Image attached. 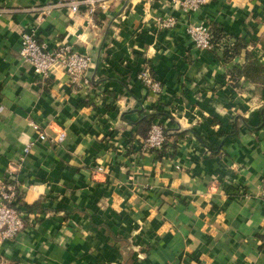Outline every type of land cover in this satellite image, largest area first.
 Segmentation results:
<instances>
[{
	"label": "crops",
	"instance_id": "1",
	"mask_svg": "<svg viewBox=\"0 0 264 264\" xmlns=\"http://www.w3.org/2000/svg\"><path fill=\"white\" fill-rule=\"evenodd\" d=\"M57 2L0 0V183L18 166L20 185L45 186L22 189L25 229L0 264H264V75L234 73L247 52L264 67V0H210L189 17L167 0H97L36 20ZM170 13L173 28L152 19ZM200 18L243 42L232 61L193 47L185 23ZM31 29L90 55V87L34 74L17 54ZM145 62L159 94L136 77ZM155 121L163 148L139 151Z\"/></svg>",
	"mask_w": 264,
	"mask_h": 264
},
{
	"label": "built area",
	"instance_id": "2",
	"mask_svg": "<svg viewBox=\"0 0 264 264\" xmlns=\"http://www.w3.org/2000/svg\"><path fill=\"white\" fill-rule=\"evenodd\" d=\"M97 0H59L53 6H44L37 12L36 20L39 21L46 15L51 8L59 6L64 8L68 14H76L82 7H85L89 13L94 11ZM210 0H167L174 12L182 13L185 16H192L200 12ZM155 23L164 29L175 27L178 22V16L174 13L168 15H154L152 18ZM211 22L204 18L198 21H189L185 23V32L193 43L196 50H212L216 46L222 47L224 43L214 44L210 35ZM17 54L21 61L29 66L33 73L40 78H47L54 72H61L68 78L71 86L90 87L91 78L89 70L93 66L92 57L86 53L77 51L71 43L60 42L49 47L46 42L39 41L34 29L23 31L21 33L20 44ZM137 79L152 93L161 92V83L153 77L150 65L145 62L142 64ZM31 127L36 132L37 141H45L47 136L40 130L39 125L30 122ZM64 131L58 132L50 140L56 144L65 139ZM166 141V131L164 125L155 121L152 122L147 135L139 142V151H150L159 153ZM35 141L26 144L25 153H29ZM22 160V157L20 158ZM8 169V176L0 183V246L18 237L25 229V209L22 206V189L33 190L38 194L45 193L43 184L35 185L33 183L20 185L15 173L17 169ZM96 171H102L101 166H97ZM261 198L264 201V182L261 188Z\"/></svg>",
	"mask_w": 264,
	"mask_h": 264
},
{
	"label": "trees",
	"instance_id": "3",
	"mask_svg": "<svg viewBox=\"0 0 264 264\" xmlns=\"http://www.w3.org/2000/svg\"><path fill=\"white\" fill-rule=\"evenodd\" d=\"M210 35H211V40L214 44H220L224 43V58L227 61H232L235 55L239 54L240 49L243 47V42L240 39H235L232 42H229L228 44L226 43L227 40V35L222 32L220 29H216L213 24H211L210 27ZM236 72L235 76H245V77H252V78H259L261 75H264V67L260 65L254 58L253 56L247 52L246 54V61L245 63L240 66L236 67ZM149 122V120H147ZM146 122V123H147ZM148 124V123H147ZM150 127V124H149ZM149 127L147 130H142L145 132V136L147 135V132L149 130ZM22 205H24L22 203ZM27 207V206H26Z\"/></svg>",
	"mask_w": 264,
	"mask_h": 264
}]
</instances>
